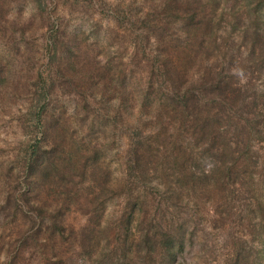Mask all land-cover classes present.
Segmentation results:
<instances>
[{"label":"rangeland","instance_id":"obj_1","mask_svg":"<svg viewBox=\"0 0 264 264\" xmlns=\"http://www.w3.org/2000/svg\"><path fill=\"white\" fill-rule=\"evenodd\" d=\"M174 1L178 4L173 0H0V264H130L135 256L137 222L125 240L126 230L117 219L125 203L119 189L97 203L91 176L84 177L81 171L63 166L59 170L67 178L61 183L55 175L60 183L52 184L25 175L29 147L42 136L40 115L66 119V140L58 145L82 150L79 155L84 159L76 160L79 164L93 155L92 147H97L95 151L104 147L99 163L109 168L115 180L124 179L129 149L137 139L143 140V154L156 165L152 171L153 182L159 183L155 199L160 213H165L163 220L192 232L193 242L186 244L176 264L200 260L223 264L229 257L224 242L229 230L221 226L215 210L222 203L220 195L207 200L205 210L183 209L170 199L160 203L161 194L178 187L181 153L202 150L204 145L197 141L192 111L177 103L172 84L158 76L157 69L153 73L149 66L153 59L142 47H160L162 54L172 58L170 68L181 96L197 95L203 112L211 108L206 118L217 125L226 123L217 116L224 105L218 97L211 99L218 92L208 76L221 72L222 78L240 86V97L252 109L255 101L264 100V75L236 55L228 66L229 54L241 46L240 41H232L244 29L230 22L229 4L217 9L220 25L209 31L204 25L208 11L200 10L191 18L186 11L174 12L183 0ZM241 100L235 106L238 112L243 110ZM250 119L258 136L253 148L263 159L264 123L258 122L264 120V110L254 108ZM205 161L209 168L212 160L206 157ZM260 173L254 168L257 180ZM145 187L139 184L135 189ZM258 190L264 193V186L255 193ZM136 202L138 220L142 204ZM100 209L102 221L114 220L112 236L98 238L106 255L100 256L99 250L87 255L81 248L83 231ZM253 243L257 250L263 245L258 240ZM206 244L213 250H203Z\"/></svg>","mask_w":264,"mask_h":264},{"label":"trees","instance_id":"obj_2","mask_svg":"<svg viewBox=\"0 0 264 264\" xmlns=\"http://www.w3.org/2000/svg\"><path fill=\"white\" fill-rule=\"evenodd\" d=\"M173 2L178 4V1L173 0ZM222 3L230 5L229 8L233 13L232 20H234L230 19V22L244 27L242 34L235 36L232 41L234 43L235 40L240 41L241 46L235 53L232 51L229 54L228 66H231L236 55L245 66L252 67L258 72V75L263 76L264 0H183L180 3L182 5H178L174 12L184 13L186 11L191 14V18H194L198 12L208 11L209 17L204 25L211 31L216 25H220L216 14ZM231 35L232 33H229L226 38L230 39ZM159 48L143 46L142 52L153 59L149 64L153 73L157 69L158 76H162L165 81L172 84L171 90L174 93V98H178L176 99L177 103L182 104L184 109L192 111V121L194 120L195 128L199 134L197 141H203L204 145L202 150L191 148L181 153L182 161H177L178 170L181 168L178 187H170L165 195L161 194L163 196L160 203L170 199L174 201L173 204L175 203L183 209L197 207L199 210H205L207 200L213 198L215 194L220 195L222 203L215 209L216 214L221 226L229 230L226 240H224L229 250V257L223 264H264V223L262 222L264 193L260 190L255 193L261 185L264 186V158L262 159L259 150L253 148V142L258 136L254 135L255 132L252 131V119H250L253 117L254 108L264 110V100H261L260 103L254 100L255 107L251 109L250 103L240 97L243 93L240 86L237 88L232 81L222 78L221 72L220 74H211L208 78L211 80L212 88H216L218 92V94L212 95L211 99L218 97V103L224 105L220 104L219 109L221 108V110H218L217 116L226 120L225 124L222 122V125H217L218 122L206 118L211 116V108H206L203 112L199 104L200 98L197 95L181 96L180 88L177 87L179 84L173 78L170 68L172 58L162 54L163 52H160ZM159 64H161V68ZM125 78L126 72L121 80L123 81ZM243 87H248V85L244 84ZM212 88L210 89L213 90ZM239 99H242L240 101L242 112L235 109ZM105 103V100L101 102L103 108L107 107ZM127 108L125 107L126 112L130 114ZM122 115L123 113H120L116 116ZM61 119L54 115L46 118L40 115L39 123L42 128V136L29 147L25 175L33 180L38 179V183L46 179L52 184V181L63 183V179L67 178L66 174L60 173L59 168L63 166L69 167L71 172L81 171V175L84 177L91 176L93 181L91 187L94 188H91L94 193L93 200L97 203L112 197L119 189L125 203L117 219L126 230L125 240L132 232L135 221L139 233L133 247L135 256L130 264H176L178 255L185 250L186 244L193 242L192 232H188L185 227L175 229L168 225L166 220H163L165 213L164 211L160 213V204L155 199L156 193L159 192V183L153 182L152 171H156V165L154 161L152 163L151 159L148 160L143 154L145 152L143 140L137 139L129 149L130 157L124 170V179L115 180L109 168L99 163V158L106 151L104 147L98 148V151H95L97 147H92L93 155L89 156L84 165L76 161L84 159L82 155H79L82 150L78 149L76 152L67 147L64 149L59 147L58 143L61 144L66 140L68 126L66 119ZM259 123H264V120ZM225 125L228 127L230 125V127L224 128ZM133 128L137 127L133 126ZM138 134L139 131H137ZM260 143L264 149V139H260ZM206 157L212 160L209 168H205V163L209 162L205 161ZM85 159H87L86 156ZM254 168L261 172L258 180L253 174ZM55 175L60 181L54 179ZM139 184H144L145 189L136 190L135 188ZM25 196H27L26 193ZM136 200L142 204L139 214L141 216L138 220L137 217H134L135 214H138L135 207ZM241 202L243 204L239 206ZM236 204L239 205L236 206ZM260 214L262 216L259 220ZM102 219V209L100 212L94 211L91 224L83 231L84 240L81 248L87 255L95 254L96 250L100 251V256L106 255L103 247H100L98 238L102 236L108 239L112 236L111 228L114 226V220L112 217H107L105 221ZM246 227L249 229H244ZM257 240L263 244L259 250L253 243ZM207 245L203 250L212 251L213 247L208 249ZM123 250L126 251L124 248ZM120 252L122 258L126 257L125 252ZM112 253L118 256L117 250H113ZM110 258H112V254ZM143 261L144 263H139ZM203 261L200 260L198 264L207 263H202Z\"/></svg>","mask_w":264,"mask_h":264}]
</instances>
